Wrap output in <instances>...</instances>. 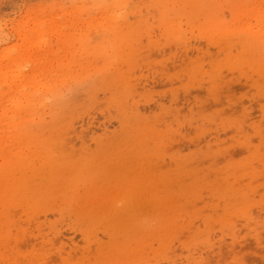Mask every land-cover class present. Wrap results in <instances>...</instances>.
I'll use <instances>...</instances> for the list:
<instances>
[{"label": "rangeland", "instance_id": "rangeland-1", "mask_svg": "<svg viewBox=\"0 0 264 264\" xmlns=\"http://www.w3.org/2000/svg\"><path fill=\"white\" fill-rule=\"evenodd\" d=\"M0 264H264V0H0Z\"/></svg>", "mask_w": 264, "mask_h": 264}, {"label": "bare ground", "instance_id": "bare-ground-1", "mask_svg": "<svg viewBox=\"0 0 264 264\" xmlns=\"http://www.w3.org/2000/svg\"><path fill=\"white\" fill-rule=\"evenodd\" d=\"M119 30H121V28H120ZM123 41H124V40H123Z\"/></svg>", "mask_w": 264, "mask_h": 264}]
</instances>
